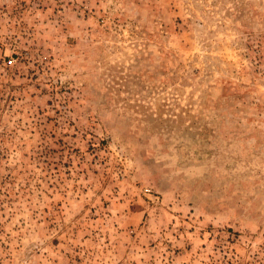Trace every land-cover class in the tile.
<instances>
[{"label": "rangeland", "instance_id": "obj_1", "mask_svg": "<svg viewBox=\"0 0 264 264\" xmlns=\"http://www.w3.org/2000/svg\"><path fill=\"white\" fill-rule=\"evenodd\" d=\"M0 264H264V0H0Z\"/></svg>", "mask_w": 264, "mask_h": 264}]
</instances>
